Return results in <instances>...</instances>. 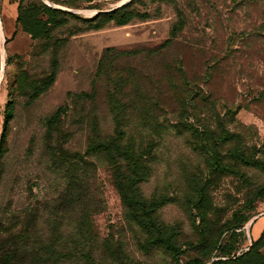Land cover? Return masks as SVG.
Wrapping results in <instances>:
<instances>
[{
	"label": "rangeland",
	"instance_id": "rangeland-1",
	"mask_svg": "<svg viewBox=\"0 0 264 264\" xmlns=\"http://www.w3.org/2000/svg\"><path fill=\"white\" fill-rule=\"evenodd\" d=\"M128 1L42 0L74 16L34 37L17 22L20 0H0V140L14 110L0 264H251L235 260L264 231V165L231 150L264 163V0ZM125 2L128 24L118 12L89 28ZM119 131L144 157L137 186L157 205L156 230L130 216L116 164L90 151ZM159 226L175 251L156 243Z\"/></svg>",
	"mask_w": 264,
	"mask_h": 264
},
{
	"label": "trees",
	"instance_id": "trees-1",
	"mask_svg": "<svg viewBox=\"0 0 264 264\" xmlns=\"http://www.w3.org/2000/svg\"><path fill=\"white\" fill-rule=\"evenodd\" d=\"M124 7L125 6L120 7L111 13H98L94 17L88 18L85 21L89 23L90 29L100 30L105 25L108 19L113 18L114 15L120 12L121 15L117 18L116 22L120 26L126 25L134 17V14L132 12L125 11ZM18 11L19 16L17 18V22L22 25L25 31H27L34 37H39L43 34H47L53 26L63 24L62 22L57 20L58 17H61L63 21H66L65 17L74 16L71 13L51 8L45 5L42 0H20ZM168 42L170 43V40L167 41V43ZM108 51H110V49H108ZM53 77L54 74L52 73L48 78V81H52ZM116 89L118 92H121L122 86H116ZM122 110H124V106L122 107ZM13 111L14 110L12 107V102H10L7 106L4 128L0 140V161L2 160V156L4 154L3 145L7 135L8 124L13 118ZM211 129L212 128L209 126L205 127L204 130L213 132ZM220 134V139H222V141L224 142L238 140L237 134L229 132L224 127H221ZM124 135V131H119V136L116 139H113L108 143L104 142L102 144H92L90 147V151H92V155L104 154L108 156L111 162L113 161L116 164L117 167L114 172L115 183L117 188L119 189V192L127 209L129 210V214L145 231L150 232V230H153V228L156 230V227L154 225V213L157 205L155 202L148 203L145 199H143L140 194L139 187L137 186V184L142 182L144 179L145 160L143 155L141 153H138L135 146L131 145L129 142H123ZM231 155L234 159L250 166L264 165L263 162L258 161L250 156H246L243 149L239 146H236L231 150ZM122 162H124V168L128 172L127 174L122 171ZM217 165L221 168L222 160L217 161ZM80 188V183L75 184L73 197L75 211H79L85 203L83 198L81 197ZM258 192L259 195L264 194V186H262ZM82 224L83 223L81 222L80 225ZM159 227L160 228H157L158 231L156 243H163V245L168 249L175 251L176 249L171 243V235L166 236V231L163 230V227ZM263 247L264 231L261 237L258 240L254 241L251 248L247 252L239 256L235 261H246L245 263L250 261L251 264H264V256L261 253V249ZM228 263L230 264V262Z\"/></svg>",
	"mask_w": 264,
	"mask_h": 264
},
{
	"label": "water",
	"instance_id": "water-1",
	"mask_svg": "<svg viewBox=\"0 0 264 264\" xmlns=\"http://www.w3.org/2000/svg\"><path fill=\"white\" fill-rule=\"evenodd\" d=\"M131 0H129L128 2H130ZM128 2H125V3H122V5L121 6H123V5H126Z\"/></svg>",
	"mask_w": 264,
	"mask_h": 264
},
{
	"label": "crops",
	"instance_id": "crops-1",
	"mask_svg": "<svg viewBox=\"0 0 264 264\" xmlns=\"http://www.w3.org/2000/svg\"><path fill=\"white\" fill-rule=\"evenodd\" d=\"M0 21H1V19H0ZM1 25H2V21H1ZM2 29H3V26H2Z\"/></svg>",
	"mask_w": 264,
	"mask_h": 264
}]
</instances>
